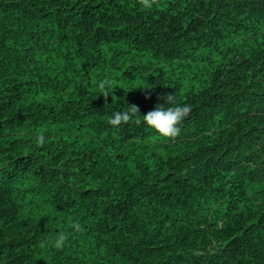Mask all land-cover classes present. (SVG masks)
<instances>
[{
    "label": "trees",
    "instance_id": "16d2710c",
    "mask_svg": "<svg viewBox=\"0 0 264 264\" xmlns=\"http://www.w3.org/2000/svg\"><path fill=\"white\" fill-rule=\"evenodd\" d=\"M0 264H264V0H0Z\"/></svg>",
    "mask_w": 264,
    "mask_h": 264
},
{
    "label": "clouds",
    "instance_id": "9594fccd",
    "mask_svg": "<svg viewBox=\"0 0 264 264\" xmlns=\"http://www.w3.org/2000/svg\"><path fill=\"white\" fill-rule=\"evenodd\" d=\"M141 7L150 10L153 7L154 0H140ZM105 83H101V89H104ZM106 95V93H105ZM163 104L157 103L153 110L144 115L139 113L136 106L128 105L123 111H117L109 117L108 123L112 126H119L123 123L133 122L136 125H144L156 132L162 138H175L180 133L179 124L188 115L190 106L187 104L176 103L175 97L165 95L162 97ZM45 141L43 133L36 137L37 146H42ZM78 227V225L74 226ZM66 236L59 234L55 238L52 246L56 249L63 247Z\"/></svg>",
    "mask_w": 264,
    "mask_h": 264
}]
</instances>
